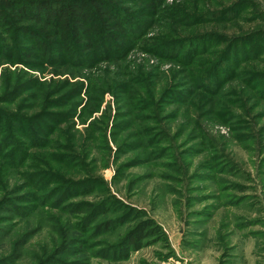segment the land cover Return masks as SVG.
Returning <instances> with one entry per match:
<instances>
[{"label": "rangeland", "instance_id": "1", "mask_svg": "<svg viewBox=\"0 0 264 264\" xmlns=\"http://www.w3.org/2000/svg\"><path fill=\"white\" fill-rule=\"evenodd\" d=\"M20 1L0 0V264H264V0L125 1L147 27L94 65L45 57ZM145 216L165 236L117 252Z\"/></svg>", "mask_w": 264, "mask_h": 264}, {"label": "trees", "instance_id": "2", "mask_svg": "<svg viewBox=\"0 0 264 264\" xmlns=\"http://www.w3.org/2000/svg\"><path fill=\"white\" fill-rule=\"evenodd\" d=\"M125 1L128 0H22L16 3L17 10L12 13L11 17L20 22H33V26H23L19 30L31 41L37 43L39 47H42L45 57H54L56 61H60L52 49L59 42L62 48L66 49L71 55L72 59L70 58L69 61L73 64H77L78 61L82 60L85 65H94L100 60L113 57L115 43H122L125 35L130 31L132 32V26L137 28L140 33L147 27L145 23H132L131 16L136 12L133 11V8L123 7ZM155 3H151L149 7L155 8ZM206 18V23L216 21L213 14L206 16ZM181 42L183 43V41ZM181 42L174 44L167 42L160 48L180 47ZM185 43L184 47L188 48V51L191 50V54L196 51L195 47L199 45L194 42L191 44L189 41ZM167 45L170 46L167 47ZM77 46L81 49L80 53L76 51ZM23 55L26 61L33 57L28 52L23 53ZM231 55L232 48L224 51L223 57L225 58H221L226 61L231 59ZM219 66H216L217 71ZM88 184L84 185L87 186ZM62 197V199H65L67 195ZM94 208L93 212H96L93 217L96 218L98 215L106 214L109 211L106 206L103 208L94 206ZM99 208L102 210L99 211ZM93 217L92 219H94ZM145 217L144 220L135 224L121 240L117 252L125 249L143 248L151 243V239L157 238L160 240L165 236L161 226L153 218ZM122 222L121 218L99 222L96 225L97 233L103 234L114 231L116 229L115 225L117 223V225H121ZM91 223L87 221L84 225L89 226Z\"/></svg>", "mask_w": 264, "mask_h": 264}]
</instances>
